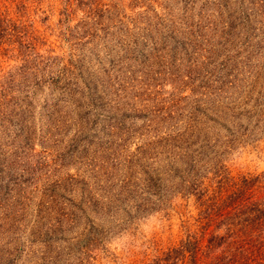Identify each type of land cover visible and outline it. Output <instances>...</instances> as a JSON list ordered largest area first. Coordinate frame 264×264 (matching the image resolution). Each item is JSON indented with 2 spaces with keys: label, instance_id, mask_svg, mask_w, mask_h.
I'll return each mask as SVG.
<instances>
[{
  "label": "rangeland",
  "instance_id": "374dc122",
  "mask_svg": "<svg viewBox=\"0 0 264 264\" xmlns=\"http://www.w3.org/2000/svg\"><path fill=\"white\" fill-rule=\"evenodd\" d=\"M251 1L231 0L226 9L220 0H101L95 9L108 15L85 9L73 19L67 0H0L29 56L0 49V99L11 103L0 116V160L14 153L13 171L25 169L32 181L22 194L1 181L13 189L0 193V243L14 247L18 237L23 245L41 216L44 231L50 195L61 210L67 200L85 202L87 183L100 195L96 185L119 192L126 178L140 185L146 172L169 169L176 154V168H193L210 192L264 173V18L251 25L237 19ZM149 9L145 23L141 13ZM16 71L5 96L1 85ZM110 131L129 138L120 159L107 142ZM184 179L191 177H170L157 189H166L163 199L149 196L146 211L124 197L84 205L66 239L58 235L42 249L35 242L46 253L40 259L38 252L36 264H148L198 230L197 197L175 190ZM17 213L19 221L2 227ZM87 242L91 258L80 252Z\"/></svg>",
  "mask_w": 264,
  "mask_h": 264
},
{
  "label": "trees",
  "instance_id": "16d2710c",
  "mask_svg": "<svg viewBox=\"0 0 264 264\" xmlns=\"http://www.w3.org/2000/svg\"><path fill=\"white\" fill-rule=\"evenodd\" d=\"M100 1L101 0H67V14L74 19L77 10L82 11L88 9L89 13L95 18L96 16L100 18L105 13L108 15L112 10L106 9L103 12L100 9L98 11L95 9L99 7ZM220 1L223 2L221 5L224 4L223 7L226 9L227 5L231 3V0ZM149 12L154 11L149 9L148 12L141 13V17L145 23L149 18ZM260 18H264V0H252L249 7L239 12V15H237L240 24L244 25L255 24L259 22L258 20H260ZM11 23L12 22L6 16L0 14V49L4 48L6 44L9 48L5 49L7 54L9 52H13L14 54L21 52L20 55L13 56H16L17 59L22 57L26 60L29 56L24 52V46L26 49L27 46L21 34H16V31H14L13 27L16 26ZM176 26L177 25L173 23L170 27L172 30L170 34L172 35V39L174 38V40L178 41L181 30L177 29ZM230 34H232L231 31ZM146 36H148L147 40H154V34L152 32L145 33V37ZM23 67L25 68L26 66ZM21 69L22 67L19 68L18 71ZM18 71L6 74V79L1 85V88L7 91L5 96L11 95L9 91L12 89V87L9 86L3 88L4 84H6V80L16 75ZM34 74L35 72H32L30 76H34ZM218 89L221 90V88H217V90ZM5 101L6 99H0V116L1 114L4 115L1 118L2 120L8 115V113H6L7 111L5 113L3 112V108L6 109V105H11V103L5 104ZM214 111H216V109ZM128 117L132 118L135 116ZM111 131L108 132L107 142L110 143L115 158L120 159L122 156H120V153H122L121 150L124 149L129 138L127 139L125 135L122 137L117 136L116 133ZM182 144L181 142V145ZM177 155L178 154H176V156L174 155V161H172L170 157H166V160L170 158L169 163H165L170 164V168L168 169V165H163L162 171L164 174L159 168L148 171L146 172V179H144L140 185H133L130 183L129 179L126 178L121 185L117 186L119 192H116L112 187L107 188V186L105 187L103 185V187H98V185L95 184V189H100L104 193V195H102V193L100 195V193H96L95 190H91L94 185L92 186L87 183L85 192L88 196L85 197V202L82 201L79 205L70 200L69 205L67 200V203L64 202L63 208L58 210L56 208L57 199L53 195H50V204L46 203L48 206V216L46 217L47 222L44 231L38 228L39 224L45 218L41 216L37 218V223L32 227L33 232L31 236L33 237L34 235V240L31 239L32 237H29L26 243L18 245L17 240L19 239L17 237V239H14V247H12V241L4 245L0 243V264H36L38 262L37 259H39V257H37L38 252L42 251H37L35 242L40 244V249H42V246L52 247L54 242L57 241L58 235L62 236V239L63 237L66 239V234L71 232L74 227L80 223L82 218L85 217V215L80 217L76 213L77 210H79L85 214L84 205L88 207H93L95 205L102 207L101 204L104 198L109 199V205L118 200V198L124 197L123 200L128 201L131 207H137V209L141 211H146L151 202L149 196L156 195L159 199H163L166 189L162 187L160 193L157 189L161 185L166 184V181H168L170 177L174 179V177L178 176L184 177L186 174L189 175L191 179H184L182 185L176 187L175 190L177 193H181L182 191H178V188H184V192H188L189 195L194 194L197 197V202L199 204V214L197 217L198 230L188 232L187 237L177 246L157 255L148 264H264V173L254 178H244L241 182H232L225 190L210 192L202 182L197 181L198 176L201 175L195 174L193 168L184 171L176 168L175 161L178 158ZM3 156V159L0 160V193L1 191H5L8 196H11L14 187L19 188L20 194L26 193L32 184L31 178L26 177V171L21 167H18L21 171L20 173L13 171L14 163L12 162L14 161V153H11V155L4 153ZM83 157L85 159L86 155L84 154ZM1 162H4V164ZM191 171H193V174H191ZM167 172H170V174H167ZM3 179L12 181V185H14L13 188H11L10 185L4 187L1 182ZM34 179V181H36V175ZM223 179L224 178H222L219 183L223 184ZM186 181L188 182L185 183ZM25 185L26 187H24ZM172 186L174 185L172 184ZM60 187L61 186L56 185L54 189H59ZM19 217L21 216H19L18 213L14 218H11V215H7L4 218L6 223H2V227L10 226L13 220H16V222L19 221ZM6 230L10 231V229ZM43 252L45 253V251ZM43 252L39 253V256L42 255L40 259H45L46 253L44 255ZM80 252L91 258L90 254L92 250H90V243L87 242ZM68 253H70L68 258H71L72 253ZM21 256H24L23 263H18ZM68 264H73L70 259Z\"/></svg>",
  "mask_w": 264,
  "mask_h": 264
}]
</instances>
